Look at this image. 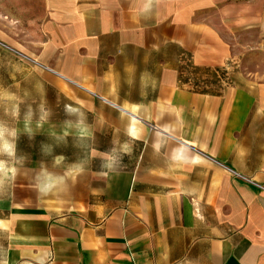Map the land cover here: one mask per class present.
I'll list each match as a JSON object with an SVG mask.
<instances>
[{"label":"crops","instance_id":"0c3cea01","mask_svg":"<svg viewBox=\"0 0 264 264\" xmlns=\"http://www.w3.org/2000/svg\"><path fill=\"white\" fill-rule=\"evenodd\" d=\"M218 25L264 33V0H0L34 165L0 186V264H264V76Z\"/></svg>","mask_w":264,"mask_h":264},{"label":"rangeland","instance_id":"374dc122","mask_svg":"<svg viewBox=\"0 0 264 264\" xmlns=\"http://www.w3.org/2000/svg\"><path fill=\"white\" fill-rule=\"evenodd\" d=\"M217 21L219 23V20ZM218 26L230 41L234 59L240 64L242 71L246 73L253 72L259 76H264V33L258 31L257 28L229 30L224 25ZM1 127L0 121V186L4 185L12 177L14 172L17 171V168H33L34 166L32 163L29 165L16 163L19 152L25 154L24 156L27 158L31 157L26 154L30 151L28 149H16L13 141L16 139L17 134L2 131ZM40 158L46 161L48 160V148L42 149ZM44 166L47 167L48 165L45 164Z\"/></svg>","mask_w":264,"mask_h":264},{"label":"built area","instance_id":"2783aa9c","mask_svg":"<svg viewBox=\"0 0 264 264\" xmlns=\"http://www.w3.org/2000/svg\"><path fill=\"white\" fill-rule=\"evenodd\" d=\"M236 174V173H235ZM238 175V174H237Z\"/></svg>","mask_w":264,"mask_h":264},{"label":"clouds","instance_id":"9594fccd","mask_svg":"<svg viewBox=\"0 0 264 264\" xmlns=\"http://www.w3.org/2000/svg\"><path fill=\"white\" fill-rule=\"evenodd\" d=\"M5 147H7V146H5Z\"/></svg>","mask_w":264,"mask_h":264}]
</instances>
